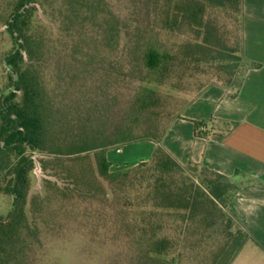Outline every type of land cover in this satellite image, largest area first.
I'll return each instance as SVG.
<instances>
[{
    "label": "trees",
    "instance_id": "16d2710c",
    "mask_svg": "<svg viewBox=\"0 0 264 264\" xmlns=\"http://www.w3.org/2000/svg\"><path fill=\"white\" fill-rule=\"evenodd\" d=\"M147 1L152 12L143 25L108 0H0V195L14 206L0 217V264H32L43 216L54 205L108 200L106 186L113 193L119 183L133 185L143 169L152 172L139 193L145 203L131 204L142 219L114 209L138 264H178L172 218L188 231L199 225L202 239L222 229L227 241L212 263L228 246L232 264L250 240L226 211L238 190L230 178L182 166L162 146L149 161L121 169L108 160L120 146L160 143L172 113L191 102L183 95L198 97L213 85L240 89L256 66L244 57L242 0ZM128 78L139 86L122 105L119 88ZM193 123L196 137L225 138ZM34 156L53 179L31 195Z\"/></svg>",
    "mask_w": 264,
    "mask_h": 264
},
{
    "label": "crops",
    "instance_id": "0c3cea01",
    "mask_svg": "<svg viewBox=\"0 0 264 264\" xmlns=\"http://www.w3.org/2000/svg\"><path fill=\"white\" fill-rule=\"evenodd\" d=\"M242 12L244 57L256 66L246 70L240 89L211 86L172 121L160 143L136 142L107 156L116 167L132 166L162 146L182 166L193 163L230 178L238 190L226 211L250 237L232 264H254L244 261L246 249L260 251L263 261L255 264H264V0H242ZM194 121L225 138L196 137Z\"/></svg>",
    "mask_w": 264,
    "mask_h": 264
},
{
    "label": "rangeland",
    "instance_id": "374dc122",
    "mask_svg": "<svg viewBox=\"0 0 264 264\" xmlns=\"http://www.w3.org/2000/svg\"><path fill=\"white\" fill-rule=\"evenodd\" d=\"M108 2H111L125 17L134 18L143 25L148 23L147 15L152 11L147 0H108ZM138 86L139 82L132 78L121 83L119 92L123 95L120 98L122 105L126 102L124 98L127 100ZM183 98L187 102L196 96L189 94L183 95ZM171 106L176 109L175 111L180 107L176 103ZM176 114L177 112H173L170 120L178 117ZM117 167L121 169L123 165ZM193 168V166L190 167V169ZM199 173L200 168L198 175ZM189 175L198 184L196 173L190 170ZM151 177L152 172L143 169L135 180L131 177L129 182L133 185L121 187L119 183L113 193L110 187L106 186L108 200L101 198L99 199L101 201L83 202L71 199L61 202L58 206L54 205L43 216L44 223L40 225L39 232L40 241L30 254L32 264H138L139 256L130 245V230L115 227V224L122 226L123 218L118 216L114 209L120 206L130 211V217L141 220V211L134 214L131 204L139 202L141 206L144 205V198L139 196V193H144V188ZM46 178L53 179L41 172L37 162L32 173L31 195L42 192V181ZM12 206L13 199L10 196L0 195V217L6 218ZM174 220L176 218H172L170 225L173 227L167 233L175 241L174 252L178 264H226L228 262L232 247L227 246L219 260L212 263L214 256L220 253L227 241V236L222 233V229H219L217 234H210L211 236L207 234L202 239L198 231L199 225L191 224V229L188 231V226L181 224V221L174 224ZM254 252L247 254L246 249L243 255L244 261L261 263L262 254L255 249Z\"/></svg>",
    "mask_w": 264,
    "mask_h": 264
},
{
    "label": "water",
    "instance_id": "95a60500",
    "mask_svg": "<svg viewBox=\"0 0 264 264\" xmlns=\"http://www.w3.org/2000/svg\"><path fill=\"white\" fill-rule=\"evenodd\" d=\"M30 5L27 6V7H30ZM21 12H24V10H22ZM20 42L22 43V41H20ZM6 66H7L8 69H10V70L12 69V66H10V65H6ZM15 80H16V82L19 80L18 75L15 76ZM15 90H16V86H13V87H11L10 90H7L6 92H4V94L7 95V94H9L11 92H14ZM34 160H35L36 163L38 162L37 159H36V156H34ZM13 209H14V206H12V210Z\"/></svg>",
    "mask_w": 264,
    "mask_h": 264
}]
</instances>
